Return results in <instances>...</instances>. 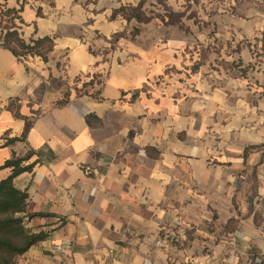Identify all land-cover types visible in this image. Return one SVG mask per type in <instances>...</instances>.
Masks as SVG:
<instances>
[{"label":"crops","instance_id":"0c3cea01","mask_svg":"<svg viewBox=\"0 0 264 264\" xmlns=\"http://www.w3.org/2000/svg\"><path fill=\"white\" fill-rule=\"evenodd\" d=\"M5 4L53 39L0 44V181L30 156L49 233L16 264H264V0Z\"/></svg>","mask_w":264,"mask_h":264},{"label":"trees","instance_id":"16d2710c","mask_svg":"<svg viewBox=\"0 0 264 264\" xmlns=\"http://www.w3.org/2000/svg\"><path fill=\"white\" fill-rule=\"evenodd\" d=\"M6 2V0H5ZM0 3V44L11 50L17 57L41 56L47 60V55L53 49V39L44 37L26 40L19 31L18 22H22L20 9L8 8ZM30 158L13 156L3 167L11 168V174L0 181V264H16L18 256L29 248L48 238L49 233L31 232L27 221L34 216L46 214H27L28 193L14 186V178L19 174L30 171L35 163L24 165Z\"/></svg>","mask_w":264,"mask_h":264},{"label":"built area","instance_id":"2783aa9c","mask_svg":"<svg viewBox=\"0 0 264 264\" xmlns=\"http://www.w3.org/2000/svg\"><path fill=\"white\" fill-rule=\"evenodd\" d=\"M160 245V243H158Z\"/></svg>","mask_w":264,"mask_h":264}]
</instances>
